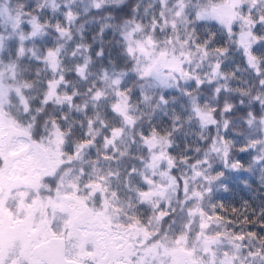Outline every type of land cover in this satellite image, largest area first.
Segmentation results:
<instances>
[{"label": "snow or ice", "instance_id": "6c2138e0", "mask_svg": "<svg viewBox=\"0 0 264 264\" xmlns=\"http://www.w3.org/2000/svg\"><path fill=\"white\" fill-rule=\"evenodd\" d=\"M0 264H264V0H0Z\"/></svg>", "mask_w": 264, "mask_h": 264}, {"label": "trees", "instance_id": "16d2710c", "mask_svg": "<svg viewBox=\"0 0 264 264\" xmlns=\"http://www.w3.org/2000/svg\"><path fill=\"white\" fill-rule=\"evenodd\" d=\"M241 196H244L245 198H247V194L245 193H241Z\"/></svg>", "mask_w": 264, "mask_h": 264}]
</instances>
